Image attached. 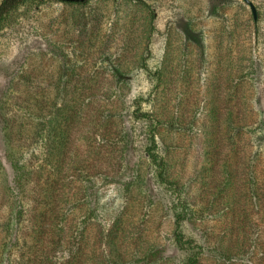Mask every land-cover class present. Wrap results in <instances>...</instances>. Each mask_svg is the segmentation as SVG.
I'll return each mask as SVG.
<instances>
[{
    "label": "rangeland",
    "instance_id": "obj_1",
    "mask_svg": "<svg viewBox=\"0 0 264 264\" xmlns=\"http://www.w3.org/2000/svg\"><path fill=\"white\" fill-rule=\"evenodd\" d=\"M249 1L257 20L245 0H26L12 11L0 23V250L10 155L33 181L16 190L20 246L37 234L36 202L47 207L35 172L59 182L54 261L186 264L181 214L199 264H264V0ZM152 135L166 182L147 155ZM47 223L45 237L60 235Z\"/></svg>",
    "mask_w": 264,
    "mask_h": 264
},
{
    "label": "trees",
    "instance_id": "obj_2",
    "mask_svg": "<svg viewBox=\"0 0 264 264\" xmlns=\"http://www.w3.org/2000/svg\"><path fill=\"white\" fill-rule=\"evenodd\" d=\"M26 0H2L0 3V23L4 21L12 11L17 9L19 6H21ZM69 2H75V3H80L83 5L88 4L90 0H66ZM65 141L67 140L64 138V135L62 134H57V137ZM62 144V143H61ZM60 144V145H61ZM61 154V153H60ZM147 155L148 158L151 160V162L156 165L160 169V177L161 179L166 182V177L164 175L165 171V162L164 158L161 157L159 151H158V145L156 141L155 135H152L151 137V143L150 147L147 150ZM8 159H10L11 164L13 165L14 172H15V177H14V192H11L12 195H10V207H9V217L7 223H5L3 227V233H4V240L1 245V250H0V264H11V260L15 258L18 259V261L14 262L13 264H70L73 259L68 258L67 262H61L59 261L58 253H57V261H54V256L50 254V250H53L56 252V250L63 248L64 245V235L65 230L63 227V224L59 225L58 221L54 222L55 220L53 219L54 216L57 214V210L55 207H53V197L55 193L57 194V184L59 183L58 181L53 182V179L48 178V179H43L42 177H45V174L40 171H36V176L39 178H36V184L34 186V197L35 194L39 195L40 198L43 196V200L45 199L47 207H43L42 202H36L39 203L38 205L36 204L34 209H32V214L35 215L36 218V225L38 227L37 234L33 238V242H30L28 240L24 241L23 246H20L19 243V237L16 231L18 230V225L20 223L21 217L24 215V208H22L20 205L21 199L17 198V192L19 188H23L26 186L28 183L27 180L31 177V172L30 170L26 168L25 165H21L18 159H15L14 157H11L8 155ZM0 167H3V164L0 162ZM52 171V178H55L59 175H62V173L59 170V167L55 165ZM56 171L58 172L56 174ZM27 179V180H26ZM59 179V178H57ZM54 179V180H57ZM32 183V177L30 178ZM45 180V185H43V182ZM44 186V187H43ZM25 189V188H23ZM69 198V193L67 196ZM39 198V199H40ZM38 201V200H36ZM48 210H51L50 212H47ZM49 213H52L49 216ZM46 216H49L46 218ZM51 221L50 226L54 232H56V228H60V235L52 233L53 231H50L49 235L45 237L43 235V232L41 230L48 224V221ZM54 222V223H53ZM183 222H184V217L180 214L176 216L175 220V232H174V238L176 241V244L185 250L190 251V256L188 257L186 264H199L200 263V257L193 252L194 250V240L188 239L183 231ZM53 223V224H52ZM67 223V222H66ZM72 228L74 225H71ZM51 229V230H52ZM58 233V231L56 232ZM58 236L59 239L56 240L54 237ZM53 247V248H51ZM18 248V253H15V250ZM17 254V255H16Z\"/></svg>",
    "mask_w": 264,
    "mask_h": 264
},
{
    "label": "water",
    "instance_id": "obj_3",
    "mask_svg": "<svg viewBox=\"0 0 264 264\" xmlns=\"http://www.w3.org/2000/svg\"><path fill=\"white\" fill-rule=\"evenodd\" d=\"M252 8L253 14H254V19L257 20V11H256V7L253 5L252 2H250L249 0H245Z\"/></svg>",
    "mask_w": 264,
    "mask_h": 264
}]
</instances>
